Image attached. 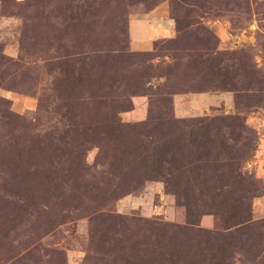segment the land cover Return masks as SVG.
<instances>
[{"label":"rangeland","instance_id":"obj_1","mask_svg":"<svg viewBox=\"0 0 264 264\" xmlns=\"http://www.w3.org/2000/svg\"><path fill=\"white\" fill-rule=\"evenodd\" d=\"M0 264H264V0H0Z\"/></svg>","mask_w":264,"mask_h":264},{"label":"crops","instance_id":"obj_2","mask_svg":"<svg viewBox=\"0 0 264 264\" xmlns=\"http://www.w3.org/2000/svg\"><path fill=\"white\" fill-rule=\"evenodd\" d=\"M147 20H139L138 22L136 20H133L131 25H130V35L132 36V39H134V37L138 38V37H143L142 36H139L140 33H139V30L140 32L143 30L142 28H146V27H149L148 24L146 23ZM144 23V24H143ZM150 24H157L159 23V19L157 20V17H154L151 19V21L149 22ZM152 27V25L150 26V28ZM158 27V26H156ZM141 28V29H140ZM155 28V27H153ZM152 33L155 34V30L152 29ZM137 33V35H136ZM149 36V34L147 35ZM146 36V37H147ZM155 40H151L149 42H146L143 40H140V42L138 43L139 47L147 52H151L153 50V47H154V42ZM151 46V48L149 49L148 47ZM143 52V51H142ZM193 97H199V101L205 105V107L207 106L205 103H208V100L209 101H214L215 104L217 103V99L218 97H233L231 94H215V93H212V92H204V93H196V94H193L192 95ZM174 97H183V95H177V96H174ZM186 102V101H185ZM209 105H213L212 103H210ZM198 110L200 111H203V107L202 106H199L197 107Z\"/></svg>","mask_w":264,"mask_h":264},{"label":"trees","instance_id":"obj_3","mask_svg":"<svg viewBox=\"0 0 264 264\" xmlns=\"http://www.w3.org/2000/svg\"><path fill=\"white\" fill-rule=\"evenodd\" d=\"M204 93V92H203Z\"/></svg>","mask_w":264,"mask_h":264}]
</instances>
